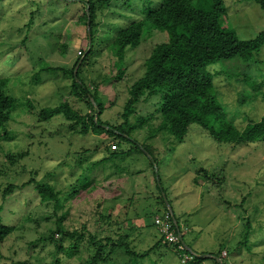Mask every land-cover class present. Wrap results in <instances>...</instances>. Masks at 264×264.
I'll list each match as a JSON object with an SVG mask.
<instances>
[{
    "label": "rangeland",
    "instance_id": "rangeland-1",
    "mask_svg": "<svg viewBox=\"0 0 264 264\" xmlns=\"http://www.w3.org/2000/svg\"><path fill=\"white\" fill-rule=\"evenodd\" d=\"M85 1L0 0V77L9 80L8 92L18 104L8 124L11 140L0 146L1 190L9 183L20 186L35 179L68 191L82 173L83 168L76 162L85 150L94 152L90 158L93 162L107 156L108 147L117 148L113 139L74 132L61 116L41 122L25 106L32 102L33 110L38 112L67 101L82 115L91 114L85 103L70 94L71 80L64 76L63 70L35 74L45 65L72 69L81 57L80 52L84 57L88 54ZM223 1L227 8L224 26L234 30L240 40H252L264 32V9L256 0ZM110 6L100 12L96 6L98 26L93 27V48L82 76L91 91L95 92L98 86V95L105 106L102 120L119 125L124 121L122 114L130 97V86L143 76L145 60L166 36L153 32L137 48H129L123 62L125 73L118 80L122 64L110 55L107 45L119 31L142 19L146 3L113 0ZM64 45L68 46L66 51ZM249 65L235 59L207 68L215 75L214 89L222 110L239 129H244L249 120L258 122L264 116V45ZM218 71L221 73L217 74ZM237 75L242 77L230 78ZM144 99L145 96L136 104L135 111L138 117L146 119L159 107L160 97ZM152 122L153 126L159 124L157 120ZM149 132L146 126L134 137L155 148L154 167L147 155L135 149L128 153L132 147L126 144L123 146L126 154L120 155L121 160L94 169L92 186L65 201L64 209L41 202L34 185L16 190L6 202L0 193L3 222L16 226L0 245V263L89 264L90 255L84 246L67 257L64 251L72 246L71 239L62 241L61 236L55 235L56 244L50 241L51 232L59 226L70 231L85 226L99 238L117 239L118 232L121 236L128 234L131 245L138 252H145L160 237L146 214L150 209L154 211V207L148 209L151 200L148 202L147 198H155L163 189L178 226L187 230L184 242L193 253L214 254L224 248L229 252L230 264H264V142L220 144L197 124L189 127L182 140L170 135L152 139ZM19 152H28L20 165L4 163L6 154ZM247 221L252 229L248 243L251 251L244 247L234 253L236 243L246 232ZM118 223H122L121 230H117ZM60 243L64 251L59 253ZM222 257H227V253L223 252ZM108 261L128 264L130 258L119 252ZM144 264H180V261L161 245Z\"/></svg>",
    "mask_w": 264,
    "mask_h": 264
},
{
    "label": "trees",
    "instance_id": "trees-1",
    "mask_svg": "<svg viewBox=\"0 0 264 264\" xmlns=\"http://www.w3.org/2000/svg\"><path fill=\"white\" fill-rule=\"evenodd\" d=\"M112 1L87 0L84 2L87 8V12L85 15L83 14L84 23L90 31L88 54L85 57L84 53L80 52L81 57L72 69L45 65L35 73L41 76L63 70L64 76L71 80L68 88L70 94L85 103L91 110V114L82 115L79 111L74 110L67 101L55 108H42L38 112L33 110L32 102L25 106L27 111H33L41 122H50L55 117L61 116L69 123L74 132L82 136L93 134L105 139H113L116 141L118 150L108 147L107 156L93 162H90V158L94 152L85 150L83 156H79L76 162L78 167L83 168L82 173L68 191L58 190L46 180L31 179L20 186L9 183L4 189L0 188L5 202L16 190H24L26 187L34 185L41 202H51L56 208L64 209L65 201L77 197L81 191L92 186L91 173L94 169L109 163L116 164L117 160H121L120 157L123 156L120 155L126 154L123 151V146L126 144L132 147L127 150L128 153L135 149L137 152L147 155L151 167H154L157 163L153 155L155 148L149 144H141L134 137L137 131L143 130L146 126L150 128L148 136L152 139L159 135H170L182 140L189 127L197 124L220 144L239 145L264 142V116L258 122L249 120L244 129H239L234 123L228 121V114L222 110L214 89L215 75L207 71L209 66L235 59L250 66L249 63L253 61L255 54L264 45V32L252 40L243 41L237 37L234 30L224 26L223 21L227 15V8L223 0H158L157 3H153L152 0H142L144 5L146 3L142 19L133 21L119 31L107 45V48L110 47V55L116 59L115 61L122 64L116 78L121 80L125 73L123 62L129 48H137L142 39L153 32L164 33L166 40L153 48L151 55L145 60L143 76L130 86V97L122 114L124 121L119 125L103 121L101 117L105 106L98 95V86H95V92L91 91L82 75L86 67V58L93 48V27L98 26L96 9L98 7L99 12L109 9ZM256 1L264 9V0ZM130 2L131 0H128L129 4ZM82 17L80 18L82 19ZM29 25L31 26L32 22ZM67 47L64 45L63 51H66ZM216 73L220 74L221 72ZM240 77L242 76H230V78L236 79ZM8 84V79L0 77V146L4 141L11 140L8 124L11 122L13 113L18 109L16 99L8 92ZM143 96H145V101L156 96L160 97L159 107L146 119L138 117L135 111L136 104L141 101ZM153 120L159 121V124L153 126ZM27 157L28 152L8 153L5 155L4 163L18 166ZM85 163H88L86 168L83 166ZM158 188L160 189L159 185ZM160 191L161 193L155 198H147L148 202L151 200L148 209L154 207V211L150 209L149 212H146L152 219L153 227H155L154 216L161 214L162 209L164 212L169 211V206L163 195L164 190L160 189ZM2 212L3 206L0 205V245L16 230V226L4 224ZM109 217L108 219H110ZM121 224H117V230L122 229ZM245 225L246 232L236 243L238 247L234 253L244 247L251 251V246L248 245L252 235L251 223L247 221ZM55 235L61 236L62 241L69 238L72 242V246L65 251L60 243L61 246L57 249L59 253L64 251L67 257H71L84 246L90 255L89 264H110L108 260L119 252L125 253L130 258L128 264H144V260L148 258L149 254L161 245H164L166 250L173 252L179 258L180 264H203L206 261H212V264H230L229 252L224 248L214 254L202 253L198 255L192 252L184 239L183 242L186 245L184 253L192 257L186 262H183L182 252L178 251L175 246L166 244L161 237L149 250L138 252L128 241L129 235L121 236L119 232L116 234L117 239H114V236L99 238L98 234L91 233L85 226L81 230L73 231L59 226L55 232H51L49 237L50 241L56 244ZM223 252L227 253V257H222ZM56 264H60L59 261Z\"/></svg>",
    "mask_w": 264,
    "mask_h": 264
},
{
    "label": "built area",
    "instance_id": "built-area-1",
    "mask_svg": "<svg viewBox=\"0 0 264 264\" xmlns=\"http://www.w3.org/2000/svg\"><path fill=\"white\" fill-rule=\"evenodd\" d=\"M116 147L113 146V149ZM153 223L159 236L164 242L170 246H175L178 251L182 252L183 262L191 260L192 257L184 253L186 245L183 242L184 236L187 233L186 229L178 226L171 211L161 212L154 216Z\"/></svg>",
    "mask_w": 264,
    "mask_h": 264
},
{
    "label": "water",
    "instance_id": "water-1",
    "mask_svg": "<svg viewBox=\"0 0 264 264\" xmlns=\"http://www.w3.org/2000/svg\"><path fill=\"white\" fill-rule=\"evenodd\" d=\"M88 26H89V24H88ZM88 33L90 34L89 27H88ZM89 41H90V40H89ZM168 210L171 211V208L168 207ZM219 261H221V260L219 259Z\"/></svg>",
    "mask_w": 264,
    "mask_h": 264
}]
</instances>
